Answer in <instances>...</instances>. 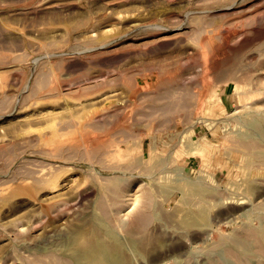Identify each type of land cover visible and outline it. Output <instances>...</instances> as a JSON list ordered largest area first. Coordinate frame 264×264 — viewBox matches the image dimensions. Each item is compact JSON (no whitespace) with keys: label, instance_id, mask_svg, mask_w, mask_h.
I'll return each mask as SVG.
<instances>
[{"label":"rangeland","instance_id":"374dc122","mask_svg":"<svg viewBox=\"0 0 264 264\" xmlns=\"http://www.w3.org/2000/svg\"><path fill=\"white\" fill-rule=\"evenodd\" d=\"M264 264V0H0V264Z\"/></svg>","mask_w":264,"mask_h":264},{"label":"bare ground","instance_id":"6f19581e","mask_svg":"<svg viewBox=\"0 0 264 264\" xmlns=\"http://www.w3.org/2000/svg\"><path fill=\"white\" fill-rule=\"evenodd\" d=\"M109 253L108 250H105V247L93 249V241L89 239L84 244V247L77 252L76 264H107V260L103 256ZM112 264H117L114 262Z\"/></svg>","mask_w":264,"mask_h":264}]
</instances>
